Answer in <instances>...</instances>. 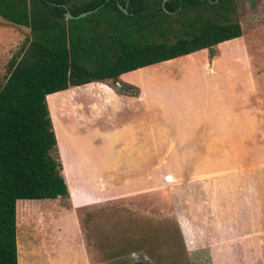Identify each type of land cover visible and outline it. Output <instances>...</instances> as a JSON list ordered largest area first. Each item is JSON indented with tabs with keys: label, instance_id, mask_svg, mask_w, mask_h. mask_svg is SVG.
Instances as JSON below:
<instances>
[{
	"label": "trees",
	"instance_id": "trees-1",
	"mask_svg": "<svg viewBox=\"0 0 264 264\" xmlns=\"http://www.w3.org/2000/svg\"><path fill=\"white\" fill-rule=\"evenodd\" d=\"M232 4L0 0V18L29 30L0 78V264H18V200L69 198L47 96L92 82L117 84L122 74L238 39ZM94 10L80 19L64 16Z\"/></svg>",
	"mask_w": 264,
	"mask_h": 264
},
{
	"label": "rangeland",
	"instance_id": "rangeland-1",
	"mask_svg": "<svg viewBox=\"0 0 264 264\" xmlns=\"http://www.w3.org/2000/svg\"><path fill=\"white\" fill-rule=\"evenodd\" d=\"M231 10L230 19L238 20L241 25L240 38L222 43L213 51L206 49L151 66L145 72L151 77L162 72H200L199 76L183 73L185 77L180 87L185 96L183 100L190 105L195 104L194 107L205 102L213 115L221 113L216 109V105H220L224 117L227 114L229 120L230 141L228 151L224 150L221 156L211 160L198 159L193 163L198 169L209 167L210 171H207L211 174L233 173L229 194L235 199L240 181L244 185L253 183L251 175L236 176L235 171L252 166L254 151L264 153V0H233ZM28 34L29 30L0 18V78L5 74V65L12 52ZM210 73L217 76L212 77ZM126 91L121 90L123 93ZM62 97L63 94L58 93L47 99V106L58 124ZM173 108L174 111H170L174 112L173 120L177 124H185L189 114L186 105L179 103ZM202 110H197V113L201 115ZM257 112L260 113V130ZM238 118L251 119V130L258 129L253 137L247 138L250 141H233L235 136L232 137V132L237 131L234 122ZM51 121L53 125L52 118ZM170 144L166 142V149ZM259 162L263 166V158ZM159 163L166 169L165 173L161 169L154 176H163L166 187L150 179L148 191L140 197L120 194L98 206L76 210L61 197L18 200V264H264V247L256 244L264 233L254 234L255 231L250 230L249 234L241 237L228 224L223 228L235 232L230 245L223 244L222 238L211 231V225L203 227L202 244L194 239L197 244L186 245L181 233L182 223L178 222L172 200L171 182L176 176L172 172L173 160L165 158ZM83 250L88 258L83 256Z\"/></svg>",
	"mask_w": 264,
	"mask_h": 264
},
{
	"label": "crops",
	"instance_id": "crops-1",
	"mask_svg": "<svg viewBox=\"0 0 264 264\" xmlns=\"http://www.w3.org/2000/svg\"><path fill=\"white\" fill-rule=\"evenodd\" d=\"M147 68L150 67L122 74L117 84L92 82L59 92L63 94L59 124L48 108L69 194L66 200L76 210L98 206L120 194L140 197L148 191L150 179L166 187L164 177L155 176L161 169L164 173L166 170L159 160L171 158L172 172L176 174L171 182L172 200L186 245L203 242L204 225L213 226L211 231L225 245L231 244L235 232L241 237L250 230L264 233V164L259 162L264 160L263 151H259L260 155L258 150L252 153V166L235 171L236 176L248 173L253 183L244 185L240 181L236 197L232 198L229 193L233 173L211 174L209 167L198 169L193 163L221 156L228 151L230 141L229 120L220 105L216 109L221 113L213 115L205 102L198 103V108L183 100V73L199 76L200 72H162L151 77L145 72ZM121 84L134 90L123 93ZM56 94L47 96L46 101ZM179 103L186 105L189 112L183 125L177 124L174 112H170ZM197 110H202L201 115ZM257 116L260 130V113ZM250 120L238 118L234 122L235 143L250 141L247 138L258 131L251 130ZM166 142H171L167 149ZM224 224L235 232L225 230ZM258 241L256 244L264 247V237ZM253 242L255 245L254 239Z\"/></svg>",
	"mask_w": 264,
	"mask_h": 264
},
{
	"label": "water",
	"instance_id": "water-1",
	"mask_svg": "<svg viewBox=\"0 0 264 264\" xmlns=\"http://www.w3.org/2000/svg\"><path fill=\"white\" fill-rule=\"evenodd\" d=\"M122 11L124 13L126 12L124 9ZM93 12H95V10L94 11H87V12H84V13H80L77 16H73L70 12L66 11V13L64 14V16L66 18H68V19H80V18H83V17H85L87 15L92 14ZM212 48H214V47H212Z\"/></svg>",
	"mask_w": 264,
	"mask_h": 264
},
{
	"label": "flooded vegetation",
	"instance_id": "flooded-vegetation-1",
	"mask_svg": "<svg viewBox=\"0 0 264 264\" xmlns=\"http://www.w3.org/2000/svg\"><path fill=\"white\" fill-rule=\"evenodd\" d=\"M137 264H145V262L137 263Z\"/></svg>",
	"mask_w": 264,
	"mask_h": 264
}]
</instances>
